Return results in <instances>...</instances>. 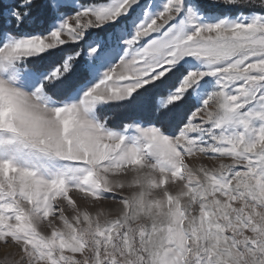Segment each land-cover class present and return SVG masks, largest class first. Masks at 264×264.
I'll return each mask as SVG.
<instances>
[{
	"label": "snow or ice",
	"instance_id": "1",
	"mask_svg": "<svg viewBox=\"0 0 264 264\" xmlns=\"http://www.w3.org/2000/svg\"><path fill=\"white\" fill-rule=\"evenodd\" d=\"M0 264H264V0H0Z\"/></svg>",
	"mask_w": 264,
	"mask_h": 264
}]
</instances>
